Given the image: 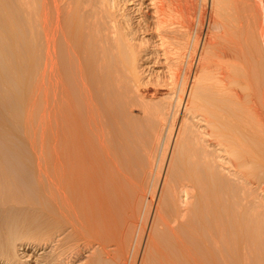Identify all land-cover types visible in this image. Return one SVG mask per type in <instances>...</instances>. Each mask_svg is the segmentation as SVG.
Instances as JSON below:
<instances>
[{"label":"rangeland","instance_id":"rangeland-1","mask_svg":"<svg viewBox=\"0 0 264 264\" xmlns=\"http://www.w3.org/2000/svg\"><path fill=\"white\" fill-rule=\"evenodd\" d=\"M259 1L0 0V264H264Z\"/></svg>","mask_w":264,"mask_h":264},{"label":"bare ground","instance_id":"bare-ground-1","mask_svg":"<svg viewBox=\"0 0 264 264\" xmlns=\"http://www.w3.org/2000/svg\"><path fill=\"white\" fill-rule=\"evenodd\" d=\"M53 1H55V0H53ZM115 1H116V0H115ZM120 1H122V4H126L125 1H127V0H118L119 3H120ZM149 1H150V3H151V6H152L151 9L153 10V13H154L153 17L155 18V21L153 20V23H154L153 25H154V27H155V29H156L155 32L157 31L156 34L159 35V39H160V42H161L160 44H161V46H163L162 48L164 49V54L167 55L168 58L170 57L169 55L174 54V55H173V57H174V56L178 53V51H177V49L174 50V51H171V50L175 49V45H174V48H173V45H172V47H171V45H170V44H171V43H170L171 41L169 42V41H168V38H167V36H170V35H167V34H168L167 32H169L170 29H173L172 27H174L173 25L176 24V23L180 26V27H179L180 29L183 28V29H186V30H187V29L190 27V26H189V23H190V22H188V20L190 21L189 16L191 17V15H190V14H191V13H190V9L187 11V12L190 13V14L188 15V17H185V16H187L188 13H186V14L183 16L184 13H182V12H184V8H189V7L185 6V7L183 8L182 6H183V4H184L185 2L182 4V0H181V4H179L180 6H178V3H176V6H173V7H171V6H172V4H173L174 2H173V3H170V2H172L173 0H171V1H170V0H149ZM165 1H166V3H165ZM167 1H169V3H170L171 6H170V5H167ZM174 1H175V2H179L178 0H177V1L174 0ZM184 1L187 2V0H184ZM188 1H189V0H188ZM251 1H252V0H251ZM123 2H124V3H123ZM247 2H248V1H247ZM255 2H257V4H258V0H255ZM261 2H262V1H261ZM261 2L259 1V4H264V3H261ZM119 3H118V4H119ZM250 3H251V2H250ZM186 4H187V3H186ZM255 4H256V3H255ZM257 4H256V5H257ZM173 5H175V4H173ZM257 6H259V5H257ZM116 7H117V6H116ZM176 7H179V8L181 7V8H183V11H182L181 8L178 9V8H176ZM262 7H264V6H262ZM112 8H113V5H112ZM250 8H251V7H250ZM256 8H257V7H256ZM259 8H260V6H259ZM260 9H261V8H260ZM114 10H115V9H114ZM186 10H187V9H186ZM186 10H185V11H186ZM246 10H247V8H246ZM256 10L258 11V9H256ZM262 10H264V9H262ZM262 10H261V11H262ZM117 11H118V10H117ZM96 12H97V11H95V12L93 13V15H95ZM113 12H114V11H113ZM113 12H110V13H109V11H108L109 14H105V15H107V16L104 15V19L107 18V19H106L107 21L103 19V13H102V17H101V18L106 22V24H107L108 20H110L109 22L112 21L111 24L108 22V25L103 24V26H102V28H103L104 25H105V29H106L105 32H106V31H108V32L105 33L104 30L100 29L101 32H104V33L107 35V36L104 35V38H102V37H103V36H102V37H101V38H102L101 40H99V39H100V36L98 37V38H99V39H98V44H102V43H103V44H102L103 48H104V46H106V45L108 44V42H109V39L107 38L108 40L106 41V38H105V37H109L111 33H112V36H113V34H117V32L119 31L118 28L115 29V28L117 27V26H116V25H117V24H116L117 22H115V21H118V20H117V17H119V16L117 15V12H116V11H115L114 13H113ZM191 12H192V11H191ZM211 12H212V11H211ZM46 13H47V12H46ZM100 13H101V12H99V15H101ZM111 13H112V16L110 15ZM253 13H254V12H253ZM97 14H98V13H97ZM97 14H96V16L98 17ZM118 14H119V13H118ZM210 14H211V13H210ZM259 14H260V13H259ZM259 14H258V15H259ZM262 14H264V12H262ZM179 15H180L181 17H180ZM256 15H257V13H256ZM108 16H111V17L108 18ZM251 16H252V15H251ZM92 17H94V16H92ZM246 17H247V16H246ZM258 17H259V16H258ZM186 18H189V19L187 20ZM256 18H257V17H256ZM260 18H261V17H260ZM96 19H98V20H96ZM102 19L95 18V20H94V18H92L91 20H94V22L92 23V22H90L91 20H90V21L88 20L90 23L88 22V23L85 24V25H90V26H89L90 29H91L92 27L94 28V26H91V24H96V21L101 22V23H104V21H103ZM121 19H122V18H121ZM176 19H178V20H176ZM179 19H180V20H179ZM252 19H253V18H252ZM101 20H102V21H101ZM146 20H147V19H146ZM258 20H259V18H258ZM260 20H262V19H260ZM118 22H119V21H118ZM146 22H147V21H146ZM146 22H145V23H146ZM261 22H264V20H262ZM246 23H247V22H246ZM259 23H260V22H259ZM97 24H98V23H97ZM112 24H114V25H112ZM115 24H116V25H115ZM142 24H143V23H142ZM147 24H148V22H147ZM150 24H152V23H150ZM177 24H176V26H178ZM81 25H82V24H81ZM81 25H80V27L76 28V29H77L76 31L78 32V34H79V31L84 32V33L86 32V31H83L82 29H79V28H81V27L83 26V25H82V26H81ZM101 25H102V24H101ZM120 25H122V24H120ZM126 25H127V23H126ZM148 25H149V24H148ZM153 25H152V27H153ZM248 25H249V23H248ZM257 25H258V24H257ZM261 25H264V24H261ZM114 26H115V27H114ZM123 26H124V24H123ZM123 26H122V27H123ZM143 26H144V25H143ZM146 26H147V25H146ZM216 26H217V25H216ZM86 27H87V26H86ZM89 27H87V28H89ZM147 27H148V26H147ZM150 27H151V26H150ZM150 27H149V28H150ZM260 27H261V26H260ZM95 28H96V29H99V27H98V28L95 27ZM100 28H101V27H100ZM149 28H148V29H149ZM261 28H262V27H261ZM261 28H260V29H261ZM90 29H89V30H90ZM183 29H182V30H183ZM92 30H93V29H92ZM116 30H118V31H117L116 33H114V31H116ZM96 31H97V30H96ZM120 31H121V30H120ZM109 32H110V33H109ZM132 32H133V30H132ZM132 32H131V33H132ZM186 32H187V31H186ZM84 33H81V34H84ZM87 33H88V32H87ZM89 33H90V32H89ZM92 33H93V32H92ZM104 33H103V34H104ZM107 33H108L109 35H108ZM134 33H135V31H134ZM97 34H99V33H97ZM97 34H95V37H97V36H96ZM169 34H170V33H169ZM261 34H264V32H262V30H261ZM88 35H89V34H88ZM100 35H101V34H100ZM80 36H81V35L79 34V36H78L77 38H79ZM121 36H122V35H121ZM92 37H93V36H92ZM118 37H119V36H118ZM262 37H264V36H262ZM77 38H76V39H77ZM88 38H89V37H88ZM116 38H117V37H116ZM128 38H129V37H128ZM128 38H127V39H128ZM79 39H80V38H79ZM104 39H105V40H104ZM121 39H122V37H121ZM127 39H126V40H127ZM129 39H130V38H129ZM129 39H128V41H129ZM169 39H170V38H169ZM96 40H97V39H96ZM102 40H103V41H102ZM112 40H113V39H112ZM123 40H124V39H123ZM80 41H81V40H80ZM105 41H106V42H105ZM116 41H117V43H118V42H119V39L116 40ZM76 42L79 43V41H77V40H76ZM89 42H90V41H89ZM99 42H100V43H99ZM101 42H102V43H101ZM77 43H76V52H78V49L80 48V45L77 44ZM83 43H84V42H83ZM83 43H80V44H83ZM93 43H94V42H93ZM95 43H96V42H95ZM105 43H107V44H105ZM117 43H116V44H117ZM88 44H89V43H88ZM118 44H119V43H118ZM118 44H117V46H118ZM121 44H123V42H122ZM126 44H127V43H126ZM128 44H129V43H128ZM172 44H173V43H172ZM94 45H95V44H94ZM110 45H111V44H110ZM124 45H125V44H124ZM100 46H101V45H97V47L99 48L98 52H101V51H102L101 53H102V55L104 56V53H103V52H104L105 50H101V47H100ZM108 46H109V45H108ZM108 46H106V49H107ZM81 47H82V46H81ZM125 47H126V46H125ZM177 47H178V46H177ZM177 47H176V48H177ZM179 47H180V45H179ZM89 48H90V47H89ZM131 48H132V47H131ZM80 49H81V48H80ZM86 49H87V48H86ZM104 49H105V48H104ZM179 49H180V48H179ZM108 50H109V49H108ZM116 50H117V49H116ZM176 51H177V52H176ZM105 52H106V51H105ZM113 52H114V49H113ZM121 52H122V51H121ZM246 52H247V51H246ZM117 53H118V52H117ZM131 53H133V51H132ZM119 54H120V53H119ZM102 55L100 54V57H101ZM105 55H106V54H105ZM108 55H109V54H108ZM110 55H111V54H110ZM138 55H139V54H138ZM76 56H77V57H76V59H77V58L79 57V52L76 54ZM103 56L101 57V58H103L102 60H104V57H103ZM121 56H122V55H121ZM176 56L178 57V55H176ZM176 56H175V57H176ZM261 56H262V55H261ZM100 57H99V59H98V62H99L98 65L100 64V62H102V60L100 59ZM109 57H110V56H109ZM115 57H116V56H115ZM114 59H115V58H114ZM166 59H167V58H166ZM112 60H113V59H112ZM173 60H174V59H173ZM76 61H77V60H76ZM171 61H172V60H171ZM77 62L79 63V65H81V64H80V58H78V61H77ZM77 62H76V63H77ZM112 62H113V61H112ZM114 62H115V61H114ZM123 62H124V61H123ZM81 63H82V62H81ZM96 63H97V61H96ZM102 63H103V62H102ZM252 63H253V62H252ZM103 64H104V63H103ZM77 65H78V64H77ZM77 65H76V69H77ZM79 65H78V69L76 70V74L79 73L80 75H76V76H78V77L81 76V78L79 77V78H80V80H79V78L77 77L76 79H78V80H76V81L80 82V83L78 84L79 86H83V82H84L85 80L89 79V78H86V76H85V75H87L86 73H85V75H83V72H82V71H83L84 68H83L82 66H81L82 68H79ZM96 65H97V64H96ZM121 65H123V64H121ZM116 66H117V65H116ZM258 66H259V65H258ZM79 69H82V71H81V70L79 71ZM107 69H108V68H107ZM258 69H259V68H258ZM78 71H79V72H78ZM84 71H85V70H84ZM77 72H78V73H77ZM172 72H173V71H172ZM175 73H176V72H175ZM87 77H88V76H87ZM95 77H96V76H95ZM95 77H94V78H95ZM84 78H85V80H84ZM92 78H93V77H92ZM252 78H253V77H252ZM93 80H95V79H93ZM87 81H88V80H87ZM87 81H85V83H86ZM81 82H82V83H81ZM85 83H84V84H85ZM76 85H77V82H76ZM78 85H77L78 88H80V89L83 88L84 91H82V92H84V93L87 92V94H85L84 96L81 95V94H84V93H81V92H80V98H82V101L84 102L85 107L87 106L86 108L89 109L90 111L87 110V111H89V112H87V111H85L86 109H85V110H82V111L80 110L79 112H81V113H79V112L76 111V112L78 113L76 119H77V120L80 119V116L83 115V112H84V111L87 112V113L84 112V114H85V115H86V114H87V115L90 114V115H89L90 117H86L85 115H83V116H85V118L82 117V116H81V118H82V120H83L84 122H85L86 118H87V119L89 118V119L87 120V122H85V123H87V124L89 123V125H87V126H88V129L90 128L91 130H93L92 127H89V126H94L95 123H96L95 125H98L97 122H96V120H97L96 118H98V114H99L98 112H99V109H98L97 104H96V105L94 104V102H96V100H95V99H91V98H94L93 93H91L93 97L89 96V94H90V93H89V90H88V89L86 90V88H85V86L87 85L86 87H88V88L91 90V92H93L92 89L90 88L91 86H89L88 83H86V85H84V87H79ZM84 88H85V89H84ZM76 89H77V88H76ZM85 90H86V92H85ZM77 94H78V93H77ZM91 94H90V95H91ZM86 95H87V98L85 97ZM82 96H83V97H82ZM90 97H91V98H90ZM84 98H86L85 101L88 99V100L86 101V102H88V103H87L88 105H86V103H85V101H84ZM93 100H95V101L93 102ZM92 103H93V107H94V105H95V107L97 106L98 112H97V110H96V112H97L98 114L95 113V109H96V108L93 109V107H92ZM88 106H89L90 108H88ZM78 109H79V107H78V105H77L76 110H78ZM82 109H83V108H82ZM93 111H94V112H93ZM255 111H256V113L258 114V116H259V114H260V115H264V113H262V112H264V111L261 112L260 109H259L257 106L255 107ZM79 115H80V116H79ZM95 115L97 116L96 118H95ZM259 117H260V116H259ZM83 118H84V119H83ZM90 118H91V119H90ZM94 118H95V119H94ZM260 118H261V117H260ZM262 119H264V117H262ZM82 120L80 119V121H78V122H80V123L82 122L81 124H83V125H81V129H82V126H84V128L86 129L87 126L84 125V123H83ZM89 120H91V121H89ZM88 121H89V122H88ZM90 122H92V125H90V124H91ZM78 124H79V123H78ZM78 124H77V121H76V127H77ZM79 126H80V124H79ZM79 126H78V127H79ZM99 126H100V124H99L97 127H99ZM78 127H77V128H78ZM97 127L95 126V128L98 130L99 128H97ZM93 128H94V127H93ZM95 128H94V129H95ZM81 129H80V127H79L78 130H76V133H77L79 130L81 131ZM85 129H84V130H85ZM90 129H89V130H90ZM80 131H79L78 133L81 135ZM86 131H87V130H85V132L83 131L84 134L81 135V139H79V138H80V135H78V137H76V139H79V140H77L78 142L76 143V149H77V144H79V143H80L79 146H80V145L83 146V144H84L83 141L85 140L83 136L85 135ZM81 132H82V131H81ZM88 135H89V134H88ZM82 138L84 139V140L82 141L83 143L80 141V140H82ZM100 138H101V137H100ZM90 140H91V139H90ZM79 141H80V142H79ZM85 141H86V140H85ZM103 141H104V140H103ZM81 143H82V144H81ZM94 144H95V143H94ZM78 148L81 149L82 147H81V148L78 147ZM77 150H78V149H77ZM77 150H76V151H77ZM80 151H81V150H79V152H80ZM79 152L77 151L76 153L78 154ZM76 156H77V155H76ZM78 156H79V154H78ZM76 158H78V161H79V157H76ZM76 161H77V159H76ZM77 163H78V162H77ZM82 174H83V173H82ZM77 175H78V174H77ZM78 185H79V184H78Z\"/></svg>","mask_w":264,"mask_h":264}]
</instances>
